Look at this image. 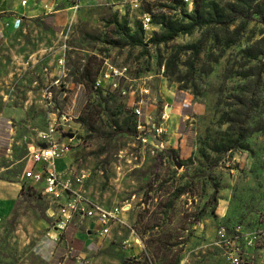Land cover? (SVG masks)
<instances>
[{"label":"rangeland","instance_id":"rangeland-1","mask_svg":"<svg viewBox=\"0 0 264 264\" xmlns=\"http://www.w3.org/2000/svg\"><path fill=\"white\" fill-rule=\"evenodd\" d=\"M183 1L121 9L63 0L47 15L45 0H28L41 13L10 20L0 37V114L14 117L16 166L6 179L26 192L0 226V264L49 261L65 197L45 195L23 172L28 148L51 114L69 110L78 85L58 172L87 206L125 208L92 264H230L222 230L238 238L243 264H264V240L247 248L264 231V0ZM61 59L66 75L56 84ZM114 69L121 76L105 79ZM174 93L196 105L193 126L160 145L138 128L135 110L144 102L159 114ZM92 228L76 215L63 239Z\"/></svg>","mask_w":264,"mask_h":264},{"label":"built area","instance_id":"built-area-1","mask_svg":"<svg viewBox=\"0 0 264 264\" xmlns=\"http://www.w3.org/2000/svg\"><path fill=\"white\" fill-rule=\"evenodd\" d=\"M61 1L63 0H45L42 3L44 13L47 15L57 13V8ZM110 2L113 5L120 6L121 9H139L141 5V0H110ZM184 2L192 4V0H184ZM22 6L28 7V0L22 1ZM0 16H2L1 13ZM142 21L145 29L150 28L152 18L149 15H145ZM9 26V22H1L0 37L5 35L6 28ZM58 70L59 74L55 82L56 84L61 83V77L66 75L63 59L60 60ZM121 74L118 70L114 69L113 72L105 74V79L116 78L121 76ZM98 85H101V81ZM114 86H117V84L115 83ZM83 89V85L74 86L72 91L76 99ZM76 99L68 111L61 115H50L47 130L40 134L38 145H31L28 148V162L23 174L24 178L30 183L43 185L42 190L45 195L53 198L65 197V202L61 207L60 219L56 222L53 231L62 234L66 233L75 216L81 215L83 218L88 219L90 225L93 226L87 232L89 237L94 235L95 239L94 241L92 239L91 242L101 245L111 236L113 227L122 221L125 208H105L98 205L87 206L81 195L77 193L71 195L73 184L70 181H63L61 173L57 169L58 162L62 160L64 153L68 150L67 142H71L74 137V119L76 117L73 111L76 107ZM147 106L143 102L135 110L139 121L138 128L144 132L146 130L153 131L155 142L163 145L165 136L167 135L168 113L164 110L162 113L156 114L149 111ZM220 235L224 239L223 242L226 246L229 263L243 264L238 238L227 237L225 230H222ZM259 239L264 240V231L259 236H253L247 243V248L254 246L255 242ZM79 253L80 255L82 254L81 252Z\"/></svg>","mask_w":264,"mask_h":264},{"label":"crops","instance_id":"crops-1","mask_svg":"<svg viewBox=\"0 0 264 264\" xmlns=\"http://www.w3.org/2000/svg\"><path fill=\"white\" fill-rule=\"evenodd\" d=\"M35 4L38 5L37 3ZM34 6L24 7L15 0H0V13L2 15L0 16V24L1 22H9L10 24V26L6 28L5 34L11 27L10 22H14L17 15L26 16L28 13V18H33L37 16V14H40V6ZM58 12L55 14H58ZM11 14L12 16H10ZM81 95L82 93H80L78 99ZM168 96L169 97L165 98L166 101L163 103V109L169 116L166 139L169 146H174L181 136L186 135V133L190 135L189 130L193 126L196 105L187 102L185 97L181 94L174 93ZM162 112L163 111H161V113ZM13 118L10 112L0 114V226L13 217L17 210L21 208L26 192L23 181L13 178L6 179L7 172L16 166V163H10L8 161V159L12 157V152L14 150L13 133L15 132V128L12 126ZM64 234L53 231V229L50 231L49 238L51 239L53 248L47 264H92L95 260L93 256L95 252H97L95 249L103 248L104 243L108 240L98 245L97 243L91 242L92 238H89L88 234L83 235L84 233L80 231L76 234L74 233L71 238L66 236V238L63 239ZM107 246L109 247L110 244ZM79 252L82 254L80 255ZM103 258L106 259V253L104 252L98 255L97 259L101 260Z\"/></svg>","mask_w":264,"mask_h":264},{"label":"trees","instance_id":"trees-1","mask_svg":"<svg viewBox=\"0 0 264 264\" xmlns=\"http://www.w3.org/2000/svg\"><path fill=\"white\" fill-rule=\"evenodd\" d=\"M184 2V1H183ZM196 12H197V8H196ZM205 23V21H203V22H200V23H198V25H203ZM192 28H194V27H192ZM134 42H135V44H141L139 41H137V40H133ZM85 88V87H84Z\"/></svg>","mask_w":264,"mask_h":264},{"label":"water","instance_id":"water-1","mask_svg":"<svg viewBox=\"0 0 264 264\" xmlns=\"http://www.w3.org/2000/svg\"><path fill=\"white\" fill-rule=\"evenodd\" d=\"M157 144H159V143H157Z\"/></svg>","mask_w":264,"mask_h":264}]
</instances>
